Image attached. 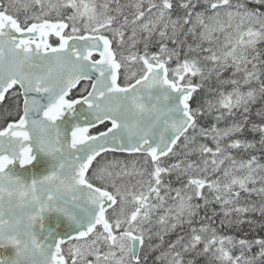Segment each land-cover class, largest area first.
Returning <instances> with one entry per match:
<instances>
[{"label":"snow or ice","instance_id":"1","mask_svg":"<svg viewBox=\"0 0 264 264\" xmlns=\"http://www.w3.org/2000/svg\"><path fill=\"white\" fill-rule=\"evenodd\" d=\"M0 264H264V0H0Z\"/></svg>","mask_w":264,"mask_h":264}]
</instances>
